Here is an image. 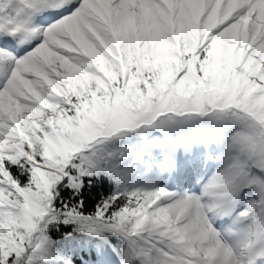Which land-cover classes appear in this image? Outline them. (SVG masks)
I'll use <instances>...</instances> for the list:
<instances>
[{"label":"snow or ice","instance_id":"snow-or-ice-1","mask_svg":"<svg viewBox=\"0 0 264 264\" xmlns=\"http://www.w3.org/2000/svg\"><path fill=\"white\" fill-rule=\"evenodd\" d=\"M0 264H264V0H0Z\"/></svg>","mask_w":264,"mask_h":264}]
</instances>
